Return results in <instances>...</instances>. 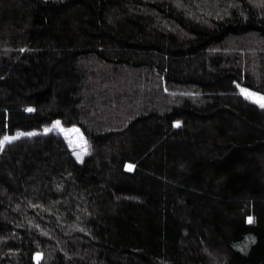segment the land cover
<instances>
[{"label": "trees", "instance_id": "trees-1", "mask_svg": "<svg viewBox=\"0 0 264 264\" xmlns=\"http://www.w3.org/2000/svg\"><path fill=\"white\" fill-rule=\"evenodd\" d=\"M239 86L264 94V0H0V139L35 132L0 146V264H264Z\"/></svg>", "mask_w": 264, "mask_h": 264}, {"label": "rangeland", "instance_id": "rangeland-1", "mask_svg": "<svg viewBox=\"0 0 264 264\" xmlns=\"http://www.w3.org/2000/svg\"><path fill=\"white\" fill-rule=\"evenodd\" d=\"M241 87H244V86H239L238 87L239 93L244 98H246L245 95L241 93ZM252 91H254V90H252ZM254 92H258V91H254ZM259 93H261V92H259ZM261 94H263V93H261ZM246 99L251 101V102H253L252 100H250L248 98H246ZM253 103H255V102H253ZM255 104H257V103H255ZM56 121H58V120H56ZM56 121L52 122L49 126L46 127L47 129H49L48 131H51L53 133H59L61 136H63L66 139V141L68 142L69 146L71 147L75 157L77 158V153H80L81 154V158H82L85 155V153L87 152V150L83 151V147L84 146H83V144L81 142V137H83V139H85V137H84L82 131L80 130V128L78 126L66 127V126H63L61 123L59 125H57L55 123ZM75 129H79V132L75 131ZM29 133L34 134L35 132L18 131L16 133L12 134V135H7V136L13 137V139H11V140H14V139L20 138V137H22L24 135H29ZM4 136H6V135H3L0 140H2L4 138ZM11 140H9V141H11ZM9 141H5L4 144H6ZM70 141H71V143H70ZM86 147H87V145H86ZM78 160H80V159H78Z\"/></svg>", "mask_w": 264, "mask_h": 264}, {"label": "snow or ice", "instance_id": "snow-or-ice-1", "mask_svg": "<svg viewBox=\"0 0 264 264\" xmlns=\"http://www.w3.org/2000/svg\"><path fill=\"white\" fill-rule=\"evenodd\" d=\"M241 93L244 94L246 98H248V99L252 100L253 102L257 103L261 108H264V94H261L259 92H254L251 89H248V88H245V87H241ZM55 123L57 125L60 124L59 121H56ZM177 123H179V122H177ZM48 130L49 129H47V128L44 129L45 132H47ZM75 131L79 132V129H75ZM31 134L32 133H29V135H31ZM11 139H13V137H10V136H7V135L4 136V138L2 140H0V146H2L5 141H9ZM81 142H82V144L84 146L83 147V151H86L87 150V147H86L87 141H86V139H83V137H81ZM70 143H71V141H70ZM77 158L81 159V154L80 153H77ZM128 167L132 168V167H134V165L129 164ZM248 219H249V221H251L252 217H249ZM36 255H37V258L39 259L41 254L37 253Z\"/></svg>", "mask_w": 264, "mask_h": 264}]
</instances>
